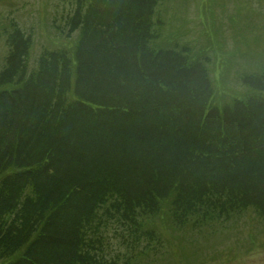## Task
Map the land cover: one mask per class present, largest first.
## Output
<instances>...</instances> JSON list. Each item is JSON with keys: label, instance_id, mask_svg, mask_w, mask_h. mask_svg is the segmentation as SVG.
Masks as SVG:
<instances>
[{"label": "trees", "instance_id": "16d2710c", "mask_svg": "<svg viewBox=\"0 0 264 264\" xmlns=\"http://www.w3.org/2000/svg\"><path fill=\"white\" fill-rule=\"evenodd\" d=\"M199 2L191 35L167 28L161 0H76L68 41L34 67L32 35L10 23L0 264L154 263L164 238L264 220V69L234 70L236 41L257 45L264 26L233 28L227 49Z\"/></svg>", "mask_w": 264, "mask_h": 264}, {"label": "rangeland", "instance_id": "374dc122", "mask_svg": "<svg viewBox=\"0 0 264 264\" xmlns=\"http://www.w3.org/2000/svg\"><path fill=\"white\" fill-rule=\"evenodd\" d=\"M164 4L163 15L167 28L177 26L181 21H189L191 35L197 32V6L200 0H161ZM205 6L213 10L221 22V32L226 40L227 49H233L232 29L247 34L250 22L264 26V0H203ZM76 0H0V70L5 63L7 47L4 43L10 31V23L15 22L27 34L32 35L33 47L30 52L31 66L44 47H49L51 40L67 42L61 36L64 30V19L74 8ZM245 3L248 5L245 6ZM200 10V6H199ZM234 20L229 24V20ZM255 27V26H254ZM254 32L260 35L257 45L245 47L244 41H236L241 57L235 58L234 70L264 69V30ZM76 35H74L75 37ZM234 75V74H233ZM118 240V238H116ZM116 239L112 250L105 248V253L115 254ZM165 242L154 256V263L134 260L132 264H264V220L259 219L252 211L216 228H206L187 235L164 238ZM153 257V256H151Z\"/></svg>", "mask_w": 264, "mask_h": 264}]
</instances>
